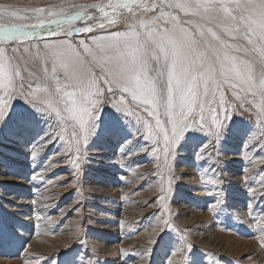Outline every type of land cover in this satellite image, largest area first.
Here are the masks:
<instances>
[{
    "label": "rangeland",
    "instance_id": "rangeland-1",
    "mask_svg": "<svg viewBox=\"0 0 264 264\" xmlns=\"http://www.w3.org/2000/svg\"><path fill=\"white\" fill-rule=\"evenodd\" d=\"M101 2L107 0H0V4L21 10V15L25 10L32 15L31 10L38 7L75 12L81 10L77 5ZM84 11L93 10L85 8ZM13 22L38 21L33 18ZM77 26L84 24L81 21ZM124 30V23L108 29ZM44 32L33 39V45L51 42L49 32ZM93 33L106 34L99 29ZM53 36L58 41L68 39L62 34ZM70 39L76 46L80 40L90 42V34H75ZM11 47L16 45L10 46L9 54L14 55L22 74L26 75L24 67H30L26 65L29 53L23 51V44L15 54ZM244 95H248L247 100L225 92L228 101L225 108L232 117L216 145L218 154L213 149L203 154H211L212 160L197 159L209 136L191 129L177 145L176 155L169 157L171 172L161 164L160 175L152 153L137 152L145 142L139 137L133 139L135 117L117 113L110 104L103 106L99 127L87 146L89 158L83 163L82 172L77 174L65 161L61 151L64 145L58 138L37 158H31L29 145L43 136L53 121L35 112L22 99L14 100L10 116L23 118L25 126L19 138H0V264H5L4 261L12 264H168V261L183 264V255L176 249L183 252L188 242L192 244L187 253L189 264H264V165L259 160L264 156V148L253 145L249 150L242 149L254 131L259 134L255 117L245 110L249 107L250 94L241 93V97ZM221 119H224L223 113ZM30 124L39 128L28 129ZM112 135L117 136V144L104 153L116 157H100L103 150L99 153L95 148ZM129 140L131 143L126 144ZM121 145L127 146L123 153L124 165L119 163L117 155ZM131 152H137V156L127 154ZM73 156L78 160V153ZM216 178L222 183L215 185ZM161 195L166 196L163 202L166 208L158 200ZM217 200L220 202L212 211L210 205ZM193 214L197 218L191 224L187 218ZM47 218L52 220L47 222ZM164 220L169 221L167 228ZM152 224L154 229L150 230ZM35 236L40 245L45 240L42 246L49 245L47 251H33L36 243L31 241ZM208 239L216 244L215 250L203 243ZM149 248L148 259L144 250ZM121 250L129 255L124 256Z\"/></svg>",
    "mask_w": 264,
    "mask_h": 264
},
{
    "label": "snow or ice",
    "instance_id": "snow-or-ice-1",
    "mask_svg": "<svg viewBox=\"0 0 264 264\" xmlns=\"http://www.w3.org/2000/svg\"><path fill=\"white\" fill-rule=\"evenodd\" d=\"M75 7L81 10L38 7L32 15L27 10L21 15V10L0 4V138L20 137L25 120L10 113L14 100L22 99L53 121L29 145L31 158L58 138L65 161L79 174L103 106L110 104L117 113L135 117L133 139L145 142L137 152L150 151L160 175L161 164L171 172L169 157L176 155L188 130L209 136L197 159L212 160L211 154L203 156L209 149L219 152L216 145L232 117L225 108V92L230 91L245 100L248 95L241 93L250 94L245 110L259 125V134L254 131L242 149L264 148V0H107ZM33 18L38 22H13ZM81 21L84 26H77ZM117 23L126 24V30L108 31ZM94 29L106 34H94ZM44 30L51 42L33 45ZM80 33L90 34V42L80 40L74 46L70 38ZM53 34L68 39L58 41ZM21 44L29 53L26 75L9 54L11 45H16L11 47L15 54ZM73 153L79 154L78 160ZM120 153L125 156L123 145ZM259 160L264 165V156ZM119 163L124 165L123 160ZM221 183L219 178L214 181ZM158 200L167 207L166 196ZM164 224L167 228L169 221ZM191 248L188 242L183 252L176 249L183 264H189ZM144 253L149 259L151 248Z\"/></svg>",
    "mask_w": 264,
    "mask_h": 264
},
{
    "label": "bare ground",
    "instance_id": "bare-ground-1",
    "mask_svg": "<svg viewBox=\"0 0 264 264\" xmlns=\"http://www.w3.org/2000/svg\"><path fill=\"white\" fill-rule=\"evenodd\" d=\"M90 12H91V11H90ZM65 28H66V27H65ZM45 32H46V31H45ZM45 32L42 31L41 33H45ZM60 37H61V36H60ZM84 37H85V36H84ZM42 42H43V41H42ZM40 116H41V115H40ZM38 117H39V116H38ZM39 119H40V118H39ZM41 119H42V118H41ZM119 119H120V118H119ZM43 120H44V119H43ZM128 120L130 121L129 117H128ZM245 120H246V119H245ZM124 121H125V120H124ZM126 121H127V120H126ZM45 122H46V120H45ZM48 122H49V121H48ZM42 123H43V122H42ZM125 124H126V123H125ZM127 125H128V124H127ZM32 127H37V128H39V126H37V125H35V126H34L33 124L27 125V128H28V129H33ZM114 130L117 131V130H119V129L115 128ZM25 131H26V130H25ZM116 131H115V132H116ZM115 132H114V133H115ZM25 133H26V132H25ZM118 133H120V135L122 134L121 136H124V133H122V132H118ZM42 134H43V133H42ZM112 134H113V133H112ZM133 134H134V133H133ZM118 135H119V134H118ZM41 136H42V135H41ZM39 137H40V136H39ZM106 137H107V135H106ZM115 137H117V136H113V135H112V136H108L109 139H103L104 143L101 142L100 147L97 146V148H95L96 151L98 150L99 153H100V151L103 150V151L100 153V154H101L100 157H103V156H106V157H108V158L111 157L110 154H105L104 152H107V151H105V150H107V149L112 150L111 148L113 147V145L117 144V141H115ZM131 137H132V136H131ZM37 138H38V137H37ZM122 138H123V137H122ZM119 139H120V138H119ZM14 142L16 143V141H14ZM21 142H22V141H21ZM122 144H123V143H122ZM129 144H130V143H129ZM234 144H235V143H234ZM22 145H23V144H22ZM106 145H107V146H106ZM47 146H48V145H47ZM118 146H120V145H118ZM121 146H122V145H121ZM124 147H127V146H124ZM232 149H233V148H232ZM26 150H27V149H26ZM186 150H187V149H186ZM190 150H191V148H190ZM116 152H117V151H116ZM119 152H120V150L117 152V155L120 157V159H118V160H119V161L123 160V161L125 162L126 159H124L122 156H120ZM233 152H234V151H233ZM99 153H98V154H99ZM131 153H132V152H131ZM220 153H221V152H220ZM2 154H3V153H2ZM93 154H96V153L93 152ZM127 154H128V153H127ZM140 154H141V153H140ZM150 154H151V153H150ZM150 154H149V155H150ZM217 154H218V153H217ZM10 156H11V155H10ZM118 156H117V157H118ZM127 156H129V155H127ZM136 156H137V155H136ZM138 156H139V155H138ZM15 157H16V156H15ZM51 157H52V156H51ZM73 157H74V156H73ZM112 157H113V159H114V157H116L115 154H114ZM112 157H111V158H112ZM139 158H140V157H139ZM9 160H10V159H9ZM12 160H14V159H12ZM17 160H18V159H17ZM131 160H132V159H131ZM49 162H50V161H49ZM151 164H152V163H151ZM45 166H46V165H45ZM96 166L98 167V165H96ZM140 167H141V166H140ZM138 168H139V167H138ZM42 169H43V168H42ZM205 169H206V168H205ZM44 171H45V170H44ZM4 172H5V171H4ZM150 172H151V171H150ZM205 173H206V171H205ZM209 176H210V175H209ZM3 177H4V176H3ZM56 177H57V176H56ZM225 177H226V176H225ZM228 177H229V176H228ZM214 178H215V177H214ZM10 179H11V178H10ZM187 179H189V178H187ZM187 179H186V180H187ZM12 180H13V179H12ZM46 180H47V179H46ZM58 180H59V179H58ZM186 180H184V181H186ZM207 180H208V179H207ZM94 181H95V180H94ZM214 181H215V180H214ZM189 182H190V181H189ZM46 183H47V182H46ZM213 183H214V182H213ZM197 185H198V184H197ZM197 185H195V186H197ZM250 185H251V184H250ZM98 186H99V185H98ZM254 187H255V186H254ZM49 188H50V187H49ZM199 188H200V187H199ZM262 188H263V187H262ZM103 189H104V188H103ZM214 189H215V188H214ZM259 189H260V188H259ZM96 191H97V190H96ZM197 194H198V193H197ZM57 198H58V197H57ZM8 199H9V198H8ZM78 199H79V198H78ZM79 202H80V201H79ZM129 203H130V202H129ZM48 205H49V204H48ZM19 206H20V205H19ZM40 208H41V207H40ZM40 208H39V209H40ZM132 208H133V207H132ZM132 208H131V209H132ZM41 210H42V209H41ZM63 210H64V209H63ZM16 211H17V210H16ZM46 211H47V210H46ZM61 212H62V211H61ZM39 214H42V216H43V213L40 212ZM46 214H47V213H46ZM47 215H48V214H47ZM49 215H50V214H49ZM125 215H126V214H125ZM199 215H200V214H199ZM198 217H201V216H198ZM194 218H197L196 215H194V214L191 215V216H189V217L187 218V219H189L188 222L191 223V222L193 221ZM47 219H48L47 222H49V221L52 220V219H49V218H47ZM54 220H55V219H54ZM56 220H57V219H56ZM56 220H55V222H56ZM76 220H77V219H76ZM43 221H44V220H43ZM55 222H54V223H55ZM66 222H67V221H66ZM71 222H72V221H71ZM191 224H193V223H191ZM48 226H49V225H48ZM55 226H56V225H55ZM59 226H60V225H59ZM113 226H116V225L113 224ZM124 226H125V225H124ZM151 226H152V228H150V230H153V229H154L153 224H152ZM151 226H150V227H151ZM50 227H51V226H50ZM116 227H117V226H116ZM46 228H47V227H46ZM108 228H110V227H108ZM118 230H120V229H118ZM147 230H149V228H148ZM39 232H40V231L38 230V233H39ZM150 232H151V231H150ZM38 233H37V234H38ZM142 233H143V232H142ZM142 235H143V234H142ZM37 238H38V237L35 236V238H33L32 241H31V243H36V244H34L33 251H34V250H39V249H40L41 251H42V249H43V250L45 249V250L47 251V247H48L49 245L46 246V247H45V245L42 246V245L45 243V240H44V239H43L44 242H42L43 244L40 245L39 243H41V242L38 243V241L36 242V240H35V239H37ZM39 238H40V237H39ZM46 239H47V238H46ZM50 239H51V238H50ZM52 239H54V238H52ZM210 239H211V238H210ZM210 239L204 241L203 243H204V244H209V245H210V248H211V246H212V248H214V250H215V248H216V244H215V243L213 244V241H211ZM54 240H55V239H54ZM54 240H51V241H54ZM64 240H65V239H64ZM134 240H135V239H134ZM134 240H133V242H134ZM137 240H138V239H137ZM46 241H47V240H46ZM49 241H50V240H49ZM51 241H50V242H51ZM59 241H60V240H59ZM215 241H216V240H215ZM50 242H49V243H50ZM55 242H56V240H55ZM64 242H65V241H64ZM129 242L131 243V241H129ZM31 243H30L29 246H31ZM37 243H38V244H37ZM28 244H29V243H28ZM134 244H135V242H134ZM50 245H51V243H50ZM53 245H54V244H53ZM219 246H220V245H219ZM26 247H27V246H26ZM28 248H29V250H30V247H28ZM31 248H32V247H31ZM117 248H118V247H117ZM48 249H49V248H48ZM104 249H105V248H104ZM110 249H111V248H109L108 251H109ZM112 249H113V248H112ZM115 249H116V248H115ZM219 249H223V248H220V247H219ZM31 250H32V249H31ZM113 250H114V249H113ZM217 250H218V248H217ZM223 250H224V249H223ZM110 251H111V250H110ZM36 252H37V251H36ZM111 252H112V251H111ZM32 253H33V252H32ZM107 253H108V252H107ZM25 254H26V253H25ZM29 254H30V253H29ZM176 260H177V259H176ZM2 261H3V260H2ZM19 261H20V260H19ZM4 262H5V264H12L10 261H4ZM4 262H3V263H4ZM36 262H37V261H36ZM1 264H2V263H1Z\"/></svg>",
    "mask_w": 264,
    "mask_h": 264
}]
</instances>
